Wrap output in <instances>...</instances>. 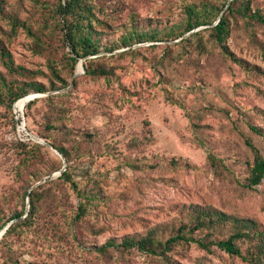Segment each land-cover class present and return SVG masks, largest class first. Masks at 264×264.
Here are the masks:
<instances>
[{
  "label": "rangeland",
  "instance_id": "obj_1",
  "mask_svg": "<svg viewBox=\"0 0 264 264\" xmlns=\"http://www.w3.org/2000/svg\"><path fill=\"white\" fill-rule=\"evenodd\" d=\"M24 1L31 3V0ZM119 1L125 9L124 16L132 12L141 20H151L152 23L178 22L183 15L178 0ZM254 6L264 11V0H254ZM225 8L223 17L228 11ZM0 24L7 26L1 19ZM232 27L225 45L237 58L257 68L252 73L245 72L232 60H226L219 48L208 43L206 38V52L200 54L197 48L190 47L182 60L175 63L177 68L163 66V62L169 63L165 60V47L177 45L208 28L205 26L179 39L137 43L87 59L112 57L134 50L124 58L112 60V64L120 68L117 69V78L84 76L86 70L83 73L81 59L75 74L67 78L69 85L49 91L56 92L52 95H67L64 103L72 111L75 122L100 131L102 145L121 162L131 158L139 166L136 171L119 169L113 156H104L95 159V167L91 163L76 167L79 176L86 170L94 174L96 169L108 174L103 185L108 199L86 222L102 232L85 234L84 243L100 245L112 237L143 233L156 225H165L178 215L175 207L179 204L211 205L229 214L253 218L264 226V183L255 190L244 186L245 162L252 157L245 140H252L264 155V140L248 128L249 123L264 128V26L255 24L249 27L239 21L236 25L232 22ZM5 42L15 64L32 71H43L44 75L38 80L49 85L47 58L31 50L28 35L21 31L15 40L9 43L5 38ZM170 49L171 53L178 50L177 47ZM33 94L37 93L30 95ZM42 97L46 96L39 98ZM18 102L14 103L12 113L0 106V210H5L7 216L10 211L21 210L24 203L22 191L15 182V143L36 142L26 131L20 130V126L25 124L32 135L42 139L37 134L42 103L28 112V103L20 109ZM27 113L30 116L27 117ZM145 136L154 140L142 147L144 152L140 149L131 151V139ZM44 146L48 157L61 159ZM210 153H215L221 160L218 170L207 162ZM55 179L57 177L37 187ZM76 204L75 197H65L66 208ZM29 210H25L22 219L28 216ZM54 220L56 223L58 217L45 215L40 221L41 240L30 237L22 241L18 254L21 264H85L82 255L71 244L50 239L56 234ZM227 235L226 230L224 236ZM214 250V254H207L192 246L186 258H180L178 264H244L216 247ZM4 261L5 248L0 247V264ZM132 264L148 263L143 257H137Z\"/></svg>",
  "mask_w": 264,
  "mask_h": 264
},
{
  "label": "trees",
  "instance_id": "obj_2",
  "mask_svg": "<svg viewBox=\"0 0 264 264\" xmlns=\"http://www.w3.org/2000/svg\"><path fill=\"white\" fill-rule=\"evenodd\" d=\"M178 1L183 13L178 22L152 23L151 20H141L132 12L124 16L125 9L119 0H31V3L0 0V19L7 25L0 24V106L12 113L14 103L31 93L66 88L69 85L67 78L75 74L79 61L88 56L113 52L137 43L179 39L205 26L208 28L177 45L165 47V60L169 63L163 62V66L177 68L175 63L182 60L188 48H197L201 54L207 51L208 42L218 47L226 60H232L245 72L252 73L257 69L237 58L225 45L232 34V22L236 25L244 21L249 27L255 24L264 26V11L254 6V0H232L226 15L217 24L230 0H219L222 4H218L217 0ZM33 9L37 12L34 13ZM21 31L31 39V50L47 58L50 74L47 86L38 80L44 75L43 71H32L15 64L11 51L5 46V38L10 43ZM172 47H177L176 53L170 52ZM134 52L130 50L112 57L89 59L85 61L84 76L91 79L117 78V69L120 68L113 65L112 60ZM175 54H178L177 58ZM57 83L61 85L56 86ZM66 96L36 98L26 105L31 112L42 103L37 134L64 156L67 167L57 179L31 190L36 182L62 170L63 161L59 157H48L47 148L37 142L15 143V182L22 191L24 203L21 210L10 211L8 216L5 210H0V231L15 221L0 240V247L5 248L2 264H21L18 257L20 244L30 237L36 238L35 241L40 239L39 223L45 215L58 217L56 223L53 221L56 234L50 239L71 244L82 255L85 264H132L137 257H143L148 264H178L180 258H186L192 246L207 254H214L216 247L244 264H264V226L253 218L229 214L211 205L179 204L175 207L178 215L165 225H156L143 233L112 237L100 245L84 243L85 234L102 232L86 222L94 210L108 199L103 191L108 174L96 169L94 174L86 170L84 175L79 176L76 167L84 163L95 167V161L104 156H113L119 169L136 171L139 166L131 158L121 162L102 145L100 131L75 122L72 111L64 103ZM195 127L201 128L200 125ZM248 128L264 140V128L250 123ZM153 140L151 136L132 138L129 148L134 152L136 149L144 152L142 147L150 145ZM245 142L252 157L245 162L244 186L255 190L264 183V155L252 140L246 139ZM207 162L218 170L221 160L215 153H210ZM190 168L197 167L193 165ZM28 196L30 210L28 216L22 219ZM69 196L75 197L77 204L66 208L64 201ZM226 230L228 235L224 236Z\"/></svg>",
  "mask_w": 264,
  "mask_h": 264
},
{
  "label": "water",
  "instance_id": "obj_3",
  "mask_svg": "<svg viewBox=\"0 0 264 264\" xmlns=\"http://www.w3.org/2000/svg\"><path fill=\"white\" fill-rule=\"evenodd\" d=\"M231 2H232V0H230V1L228 2V4H227L225 10L229 8ZM224 12H225V11H223V13L219 16V18H218V20H217V22H216L215 24H217V23L221 20V18H222L223 15H224ZM192 33H193V32H190L189 34H192ZM90 57H91V56H88V57H86V58H84V59L81 60V64H80V66H81V69H82L83 73H85V65H84V62H85L88 58H90ZM78 74H79V73H77L76 75H78ZM55 93H56V92L37 93V94L29 95V96H27L26 98H23V99H26L27 103H29L30 101H32V100H34V99H36V98H39V97H41V96H48V95H52V94H55ZM20 100H22V99H20ZM20 100H19V101H20ZM20 130L26 131V132L31 136V138H32L33 140H35L36 142H39V143H41V144H43V145H46L48 148L52 149V150H53L58 156L61 157V159L63 160V164H64V167H63L62 170L58 171L57 173H55V174H53V175H50V176L46 177L45 179H42L38 184H36L34 187H32L31 190H33L35 187H37L40 183L46 182L47 180L52 179L53 177H59V176H61L62 173L66 170V167H67V162H66V159L64 158V156H63L61 153H59V152H58V151H57L52 145H50L49 143H47V142H45L44 140H42V139H40V138H38V137L32 135V134H31V133L25 128V124H22V125L20 126ZM29 208H30V196H28V200H27V208H26V209L29 210ZM14 222H15V221H12V222L8 223V224L6 225V227L0 232V240L2 239V237H3V235L5 234V232L7 231V229H8V228L11 226V224L14 223Z\"/></svg>",
  "mask_w": 264,
  "mask_h": 264
},
{
  "label": "bare ground",
  "instance_id": "obj_4",
  "mask_svg": "<svg viewBox=\"0 0 264 264\" xmlns=\"http://www.w3.org/2000/svg\"><path fill=\"white\" fill-rule=\"evenodd\" d=\"M25 103H27L26 99H22V100H20V101L18 102V106H19V108H20V109L23 108L24 105H25ZM15 110H16V109H15ZM16 112L19 114L18 111H16Z\"/></svg>",
  "mask_w": 264,
  "mask_h": 264
}]
</instances>
